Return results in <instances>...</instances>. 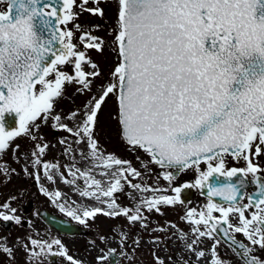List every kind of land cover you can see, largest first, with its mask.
<instances>
[{"label": "snow or ice", "instance_id": "6c2138e0", "mask_svg": "<svg viewBox=\"0 0 264 264\" xmlns=\"http://www.w3.org/2000/svg\"><path fill=\"white\" fill-rule=\"evenodd\" d=\"M69 89L83 101L66 109ZM106 109L133 159L101 143ZM14 177L54 202L68 194L43 182L68 186L84 203L58 207L85 227L123 223L77 259L28 221L0 235V264H264V0H0V184ZM14 200L0 222L23 227Z\"/></svg>", "mask_w": 264, "mask_h": 264}, {"label": "rangeland", "instance_id": "374dc122", "mask_svg": "<svg viewBox=\"0 0 264 264\" xmlns=\"http://www.w3.org/2000/svg\"><path fill=\"white\" fill-rule=\"evenodd\" d=\"M108 22H111V13L109 12V16L106 17ZM81 24H104V21L99 20L98 18H93L88 16L87 14L85 16H82L79 21ZM99 35H103L104 33H98ZM93 58L98 60L101 63V66L104 68L105 71H107V64L105 63L104 59L97 56L95 53H92ZM71 89H69V98L64 101V107L66 109H70L75 107V105H79L82 103L83 98L79 96L73 97L71 95ZM73 100L75 101V104L73 103ZM109 104L111 105V101H109ZM107 112L108 109L105 110V113L102 114L101 120L103 121V127L100 132V139L101 143L107 148L109 152H115L118 156H121L125 159H133V157L126 152L123 145L118 141V139L115 136V127L113 124L108 122L107 120ZM60 135H63L61 133ZM48 139L52 143H56V139L53 138L52 135L48 137ZM23 143V142H21ZM53 156H56V158L63 163L64 158L59 156V152L54 150L52 152H49L47 159L51 160ZM192 178L191 174H181L179 179L176 181V184H181L185 182L186 180H190ZM44 186L49 188V191H52L57 188L56 185H48L46 181L43 182ZM61 187L59 188L63 193H67L69 200L65 203L64 200L56 201L50 200L47 196H45L40 191V184H38L36 181L32 180L31 178H13L11 183L7 186H4L0 184V199L4 197H10L15 196L16 200L11 201L12 205L14 207H17V215H20L21 217H29L32 225L35 226V231L39 233V237H42L45 240H51V239H60L69 249V253H73L74 257L78 259H84L88 258L91 259V257L88 255V248H89V241L96 239L97 237V230L101 231H107V228L110 226L121 223L122 220H107L103 217H99L95 222L88 221V226L92 228V235L88 238H84L81 236L76 235H61L57 233H53L50 231V228L48 225L44 223L42 219L38 215H36L35 211L38 210L40 207H47L50 210L59 211L65 215L64 212L60 210L58 205L60 203L65 204V208H76L78 205L82 204L77 201H79V197L71 194V189L63 184H60ZM163 186V182H162ZM32 201L33 208L31 211H29L27 214H24L22 212V204L25 201ZM75 200L76 204H72L71 201ZM206 203V199L200 195L196 194L195 191L192 194L191 198L186 201L187 207H196L200 208L202 205ZM67 216V215H65ZM68 218L72 219L71 217L67 216ZM153 219H159L160 221L165 220H171L176 221L177 216L174 212L171 210H165V215L162 217H156L154 216ZM122 224V223H121ZM184 225L181 224V227ZM30 230L29 224L26 227H21L16 224L12 225L9 230H1L2 235L8 236H22L25 234L26 231ZM226 251V250H225ZM45 264H52L49 259L45 261ZM53 264H65V260L62 257L54 258Z\"/></svg>", "mask_w": 264, "mask_h": 264}, {"label": "water", "instance_id": "95a60500", "mask_svg": "<svg viewBox=\"0 0 264 264\" xmlns=\"http://www.w3.org/2000/svg\"><path fill=\"white\" fill-rule=\"evenodd\" d=\"M11 120V118H9ZM14 123V121H13ZM42 216L44 219L54 228H56L60 232H74L76 229L73 225H71L67 220L57 217L54 214L43 211Z\"/></svg>", "mask_w": 264, "mask_h": 264}, {"label": "flooded vegetation", "instance_id": "af4514ba", "mask_svg": "<svg viewBox=\"0 0 264 264\" xmlns=\"http://www.w3.org/2000/svg\"><path fill=\"white\" fill-rule=\"evenodd\" d=\"M233 166H235V167H243V164L242 163H240V164L230 163L229 164V167H233ZM74 235L81 236V237H84V238H88V237H90L92 235V228L90 226L85 227L83 233H81V234H74Z\"/></svg>", "mask_w": 264, "mask_h": 264}, {"label": "bare ground", "instance_id": "6f19581e", "mask_svg": "<svg viewBox=\"0 0 264 264\" xmlns=\"http://www.w3.org/2000/svg\"><path fill=\"white\" fill-rule=\"evenodd\" d=\"M57 187H58V188H60V187H61V185L59 184V185H57ZM71 194H73V193H72V191H71ZM73 195H74V194H73ZM79 199H80V198H79ZM77 202H79V203H80V202H83V201L79 200V201H77ZM161 222H163V221H161ZM121 223H123V220H122V222H121ZM107 229H108V228H107Z\"/></svg>", "mask_w": 264, "mask_h": 264}]
</instances>
